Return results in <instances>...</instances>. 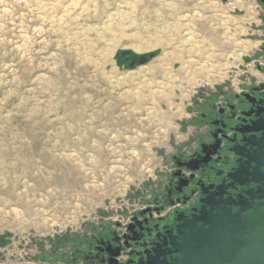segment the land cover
<instances>
[{
	"label": "rangeland",
	"instance_id": "obj_1",
	"mask_svg": "<svg viewBox=\"0 0 264 264\" xmlns=\"http://www.w3.org/2000/svg\"><path fill=\"white\" fill-rule=\"evenodd\" d=\"M261 7L0 0V264H59L68 237L145 207L193 142L197 92L263 80Z\"/></svg>",
	"mask_w": 264,
	"mask_h": 264
},
{
	"label": "flooded vegetation",
	"instance_id": "obj_2",
	"mask_svg": "<svg viewBox=\"0 0 264 264\" xmlns=\"http://www.w3.org/2000/svg\"><path fill=\"white\" fill-rule=\"evenodd\" d=\"M258 69L262 81L197 92L193 142L171 155L147 205L124 224L68 237L59 264H173L182 225L204 208L243 217L264 209V69Z\"/></svg>",
	"mask_w": 264,
	"mask_h": 264
},
{
	"label": "water",
	"instance_id": "obj_3",
	"mask_svg": "<svg viewBox=\"0 0 264 264\" xmlns=\"http://www.w3.org/2000/svg\"><path fill=\"white\" fill-rule=\"evenodd\" d=\"M147 60L142 58L139 64ZM181 229L173 264H264V209L260 207L248 217L225 207L217 212L204 208Z\"/></svg>",
	"mask_w": 264,
	"mask_h": 264
},
{
	"label": "crops",
	"instance_id": "obj_4",
	"mask_svg": "<svg viewBox=\"0 0 264 264\" xmlns=\"http://www.w3.org/2000/svg\"><path fill=\"white\" fill-rule=\"evenodd\" d=\"M263 27V26H262ZM242 28V27H241ZM262 32L260 33V32H258L257 33V36L258 37H260V36H263L264 37V33H263V30H261ZM244 33V31H242L241 32V34H243ZM235 36L236 35H238V34H240L238 31H235L234 33H233ZM262 34V35H261ZM237 37V36H236ZM263 40L264 39H261V40H259V44L261 45V43L263 42ZM242 42H244V40H242ZM264 43V42H263ZM238 46H239V44H238ZM242 46V50L240 51V53H238V52H235V53H232L230 56H233L232 57V59L233 60H237V65L234 67V68H237V69H239V71L238 72H240V73H242L243 72V67H244V65L245 64H243L242 63V60H243V62H244V58H246V57H249V49H250V45H249V43L247 44V48L244 46V45H241ZM238 58H240L241 59V61L238 59ZM247 67H250V65L249 64H247L246 65ZM240 67V68H239ZM241 69H242V71H241ZM234 70H236V69H234ZM216 85H217V83H215ZM215 84H210V83H208V82H206V81H203V82H201V84H200V88H205V87H210V86H214Z\"/></svg>",
	"mask_w": 264,
	"mask_h": 264
},
{
	"label": "bare ground",
	"instance_id": "obj_5",
	"mask_svg": "<svg viewBox=\"0 0 264 264\" xmlns=\"http://www.w3.org/2000/svg\"><path fill=\"white\" fill-rule=\"evenodd\" d=\"M144 47V46H143ZM132 141H134V140H132ZM105 163H107V161H105ZM113 167V166H112ZM112 170V169H111Z\"/></svg>",
	"mask_w": 264,
	"mask_h": 264
},
{
	"label": "trees",
	"instance_id": "obj_6",
	"mask_svg": "<svg viewBox=\"0 0 264 264\" xmlns=\"http://www.w3.org/2000/svg\"><path fill=\"white\" fill-rule=\"evenodd\" d=\"M134 58H138V57L134 56Z\"/></svg>",
	"mask_w": 264,
	"mask_h": 264
}]
</instances>
